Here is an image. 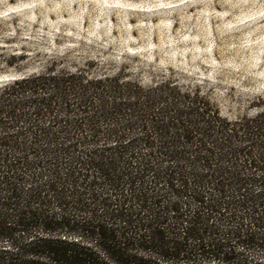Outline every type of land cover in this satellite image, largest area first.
Listing matches in <instances>:
<instances>
[{"label":"trees","instance_id":"trees-1","mask_svg":"<svg viewBox=\"0 0 264 264\" xmlns=\"http://www.w3.org/2000/svg\"><path fill=\"white\" fill-rule=\"evenodd\" d=\"M69 54L0 85V264H264V99Z\"/></svg>","mask_w":264,"mask_h":264},{"label":"rangeland","instance_id":"rangeland-1","mask_svg":"<svg viewBox=\"0 0 264 264\" xmlns=\"http://www.w3.org/2000/svg\"><path fill=\"white\" fill-rule=\"evenodd\" d=\"M68 52L199 85L234 118L264 99V0H0V85Z\"/></svg>","mask_w":264,"mask_h":264}]
</instances>
